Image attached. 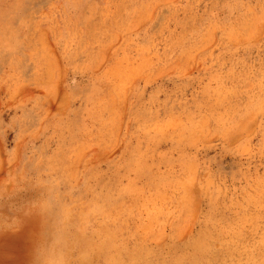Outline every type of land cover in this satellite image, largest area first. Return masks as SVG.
Returning <instances> with one entry per match:
<instances>
[{
  "label": "rangeland",
  "instance_id": "374dc122",
  "mask_svg": "<svg viewBox=\"0 0 264 264\" xmlns=\"http://www.w3.org/2000/svg\"><path fill=\"white\" fill-rule=\"evenodd\" d=\"M0 264H264V0H0Z\"/></svg>",
  "mask_w": 264,
  "mask_h": 264
}]
</instances>
